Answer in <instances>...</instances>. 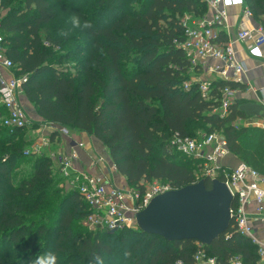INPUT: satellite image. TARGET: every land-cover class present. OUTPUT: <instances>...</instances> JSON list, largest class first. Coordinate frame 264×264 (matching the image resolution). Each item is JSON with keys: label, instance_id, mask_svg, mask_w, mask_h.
Instances as JSON below:
<instances>
[{"label": "trees", "instance_id": "1", "mask_svg": "<svg viewBox=\"0 0 264 264\" xmlns=\"http://www.w3.org/2000/svg\"><path fill=\"white\" fill-rule=\"evenodd\" d=\"M137 1L139 6H127L125 0H94L95 10L104 11V22L97 17L100 12L91 14L92 8L70 4L81 0H22L20 5L0 1V9L7 11L0 18L5 55L14 76L24 78L23 99L35 114L32 127L53 123L94 138L125 183L141 190L143 183L155 180L174 188L195 181L197 160L170 144L174 134L198 138L192 137L194 125L203 126L206 134H222L230 153L264 175V130L233 124L244 117L237 101L225 116L214 112L223 88L244 87L212 79L211 97L203 99L200 80L194 78L202 68H192L178 46L185 38L182 18L208 15L207 4ZM244 5L255 21L264 15V0H244ZM73 14L82 22L91 21L93 28L59 36L71 28ZM61 16L65 28H51ZM224 37L219 31L217 41L224 42ZM78 40L81 43L75 44ZM70 58L77 61L73 72L55 66ZM6 115L0 103V264H31L49 251L57 255V264H97V257L103 264L190 261L196 249L192 240L167 241L137 227L89 232L79 226L88 206L76 190H61L63 178L44 154L34 160L32 173L17 179L18 161L27 157L23 146L32 144L30 126L6 127ZM56 136L52 133L49 139ZM205 248L221 264L232 255H240L244 264L258 261L256 247L231 223Z\"/></svg>", "mask_w": 264, "mask_h": 264}, {"label": "built area", "instance_id": "2", "mask_svg": "<svg viewBox=\"0 0 264 264\" xmlns=\"http://www.w3.org/2000/svg\"><path fill=\"white\" fill-rule=\"evenodd\" d=\"M202 1L207 4L211 14L201 18L185 15L181 20L185 38L178 46L184 51L192 68L200 66L209 74L207 79L198 81L201 96L207 100L211 97L212 79L239 82V76L247 71L245 63L237 58L232 43L217 41L219 28L228 26L227 8L234 4L243 6V16L248 21L252 18V12L244 7V0ZM234 39L244 42L250 54L260 53V48L264 50V29L261 25L238 30ZM23 82V77H15L12 72V62L5 55L4 38L0 33V103L7 110V115L2 118V124L6 127L27 128L31 124L20 101ZM189 85L190 82L184 83L185 88ZM236 92V88H223L219 107L214 112L218 110L220 116L227 115ZM262 128L264 130V125ZM39 132L46 135L39 142L32 143L25 154L40 155L43 148L50 144L49 136L52 133L67 141L68 151H62L55 157V170L63 178L64 187L76 190L87 204L88 214L84 221L92 230L134 228L135 214L146 207L153 197L176 189L161 180H155L148 186L143 184V190L129 187L126 183L112 184L106 173L115 171V166L101 150L87 147L85 142L73 135L72 130L57 124L44 123ZM170 141L173 150L197 160L194 182L199 179L208 182L218 179L225 184L232 197L231 227L256 247V264H264V175L243 162L235 167L222 163L229 150L225 137L219 132L203 134L195 139L174 134ZM80 151L87 155L89 162L80 163ZM195 245L190 261L178 259L173 264H221L208 253L205 246L198 242ZM225 264L244 263L240 255H232Z\"/></svg>", "mask_w": 264, "mask_h": 264}, {"label": "water", "instance_id": "3", "mask_svg": "<svg viewBox=\"0 0 264 264\" xmlns=\"http://www.w3.org/2000/svg\"><path fill=\"white\" fill-rule=\"evenodd\" d=\"M232 197L218 179H199L153 197L135 214L138 229L167 241L192 240L203 246L218 239L230 225Z\"/></svg>", "mask_w": 264, "mask_h": 264}, {"label": "crops", "instance_id": "4", "mask_svg": "<svg viewBox=\"0 0 264 264\" xmlns=\"http://www.w3.org/2000/svg\"><path fill=\"white\" fill-rule=\"evenodd\" d=\"M228 11V26L219 28L218 31L224 33V42H231L235 51L236 56L239 60L243 61L247 67V71L242 74L239 82L235 81L240 86L244 88L241 89L237 87V92L235 93V100L237 101V108L243 112L244 117L236 120L240 126L244 128H257L263 130L264 125V50L260 48V53H252L250 54L245 49L244 42L234 41L235 34L238 30L249 27L251 25H263L264 27V15L259 18V21H255L253 17L248 21L243 16V6L238 4L231 5L227 8ZM211 14V11L208 15ZM200 78L198 79H206L209 77V74L205 72V69H202L200 73ZM27 103V102H26ZM28 106L30 105L27 103ZM35 115V114H34ZM33 121V119H32ZM32 123L30 124V128L27 129L28 136L32 140V143L39 142L43 136H45L48 131L45 133L39 132L42 129V125L40 129L38 127H32ZM73 135L86 143L87 147H96L101 150L107 158L108 152L107 150L94 138L87 136L84 133L72 132ZM50 137V136H49ZM69 144L66 140H64L61 136H56L54 140H50V144L43 148L41 155H45L50 160H52L54 167H56L55 157L58 153L62 151H68ZM89 162V158L85 153L80 151V163ZM240 160L234 156L232 153L229 154L222 159V163L235 167ZM110 180L109 182L112 184H122L125 180L116 171L110 170V172L106 173Z\"/></svg>", "mask_w": 264, "mask_h": 264}, {"label": "rangeland", "instance_id": "5", "mask_svg": "<svg viewBox=\"0 0 264 264\" xmlns=\"http://www.w3.org/2000/svg\"><path fill=\"white\" fill-rule=\"evenodd\" d=\"M125 3H126L127 6H139V3L140 2H138L137 0H125ZM9 4L20 5V4H22V0H9ZM70 4H72L73 6H87L86 7V10H90V8H92L91 14H95L96 12H100L101 14L97 15V17L98 18H102L103 22L104 21H107V19L102 16L104 14V11H102L101 9L100 10H95V7L94 6H96V5L94 4V0H91L89 2H88V0H81L80 3H74L73 2V3H70ZM19 7H22V6H19ZM6 12L7 11L5 9H0V18L2 16H4V14ZM64 19H65L64 16H61L60 18H58L57 21H56V23H55L56 26L51 25V28H53V27H56V28L57 27H60L62 29L65 28L66 25H64V22H65ZM78 43H81V41L78 40L77 43H75V44H78ZM75 44L73 43V44H71V46H74ZM76 62H77L76 59L70 58V59L63 60L60 63H56L55 66L58 69H60V70H65V71H68V72L69 71L70 72H73V67H74V65H75ZM198 77L199 78L201 77L200 74H198V75L196 74L194 78L197 79ZM26 102L27 101L25 99H23V96H22V105L24 106V109L26 111V114L28 115V118H29L30 122H32V119L31 118H33L34 113H33L32 109H31V105L28 106V104ZM233 124L234 125H237V126H240V124H238L237 122L236 123H233ZM0 129H1V127H0ZM203 134H206L203 131V126L194 125L192 137L200 136V135H203ZM28 147H24L23 146L24 155L27 156V157H24L23 155L20 157V160L18 161V168L14 172V174H16V176H17V179L21 178L22 176H25V175H28V174L32 173V171H33L32 164H33L34 160L37 159L38 156H39V155L30 154V153L28 155H26L25 154V151L26 150H30V147L29 148ZM5 148H7V147H5ZM5 150L6 149H3L1 151V156L5 155L3 153ZM151 183H153V181L152 182L143 183V184H145L146 186H148ZM59 187L64 192L66 191V189H64V186H63V181L61 183H59ZM77 223L79 224V226H81L82 228L86 229L87 231H89V232L90 231H93L92 229H90V227L84 221V219H79L77 221Z\"/></svg>", "mask_w": 264, "mask_h": 264}, {"label": "clouds", "instance_id": "6", "mask_svg": "<svg viewBox=\"0 0 264 264\" xmlns=\"http://www.w3.org/2000/svg\"><path fill=\"white\" fill-rule=\"evenodd\" d=\"M70 29L61 30L58 35L61 37H67L70 35L72 29H91L93 24L91 21H81L80 17L73 14L70 19ZM31 264H57V255L54 252H47L44 254H38L32 261ZM97 264H103V261L97 257Z\"/></svg>", "mask_w": 264, "mask_h": 264}]
</instances>
